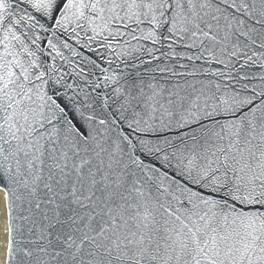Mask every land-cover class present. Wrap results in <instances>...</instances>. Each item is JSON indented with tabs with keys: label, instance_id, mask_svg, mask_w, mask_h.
<instances>
[{
	"label": "snow or ice",
	"instance_id": "snow-or-ice-1",
	"mask_svg": "<svg viewBox=\"0 0 264 264\" xmlns=\"http://www.w3.org/2000/svg\"><path fill=\"white\" fill-rule=\"evenodd\" d=\"M0 264H264V0H0Z\"/></svg>",
	"mask_w": 264,
	"mask_h": 264
}]
</instances>
